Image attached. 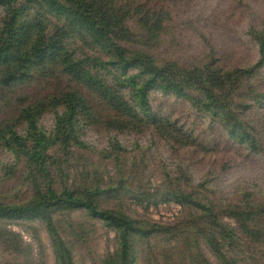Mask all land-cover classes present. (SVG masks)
Returning <instances> with one entry per match:
<instances>
[{"label":"rangeland","instance_id":"obj_1","mask_svg":"<svg viewBox=\"0 0 264 264\" xmlns=\"http://www.w3.org/2000/svg\"><path fill=\"white\" fill-rule=\"evenodd\" d=\"M106 1L123 19L118 35L127 57L149 55L167 74L201 77L213 70L217 82L182 89L162 76L149 82L144 66L117 67L93 34L50 9L48 0L0 5V29L14 15L28 53L59 48L41 60L24 56L26 67L19 58L0 62V203L31 204L45 187L24 152L6 142L12 132L28 142L22 110L30 108L51 155L47 182L81 196L91 191L99 209L134 221L132 264H222L217 252L237 264H264V241L223 214L264 205V62L257 66L264 0ZM73 64L95 80L107 75L116 94L107 103L67 73ZM12 71L14 80H3ZM142 87L151 112L172 126L171 137L143 118ZM69 98L77 103L76 114L70 126L67 119L58 126ZM241 125L244 140L238 139ZM179 193L197 197L200 205H180ZM215 220L233 236L224 238L222 228L211 233ZM48 222L73 264H118L116 227L84 209L63 207L0 217V264H57Z\"/></svg>","mask_w":264,"mask_h":264},{"label":"trees","instance_id":"obj_2","mask_svg":"<svg viewBox=\"0 0 264 264\" xmlns=\"http://www.w3.org/2000/svg\"><path fill=\"white\" fill-rule=\"evenodd\" d=\"M12 0H0V5L5 7L9 6ZM65 4H62L60 0H48V7L53 9L58 14L63 16H69L74 18L80 25H82L87 32L91 33L98 39L100 44L116 58L117 67L126 68L130 65L141 64L150 72L148 77L149 82H154L157 77L162 76L169 84L172 86L182 89L184 85L191 87L193 84L205 83H215L217 82L213 70L208 73L202 71L201 77H196L194 72L188 71L187 73H168L162 70L149 55L135 54L132 57H127V52L124 47L119 43L121 38L119 37V30L122 25V17H120L116 11L113 9L112 5L107 3L106 0H64ZM8 17V20L3 24L2 29H0V62L1 61H15L18 58L22 62V67H26L29 63V59L24 58V56L29 55V57H35L37 60H41L43 57L56 56L59 48L50 45L44 48L38 49L37 53L30 54L26 49L22 47V39H19V31L15 32V17ZM20 52L23 54L21 55ZM259 53L260 60L257 63L261 65L264 62V35L259 39ZM67 73L75 75L82 81L86 83V87L98 93L100 96L105 98L104 100L108 103L110 101V96H114L116 91L110 86L107 75L101 77V79L95 80L89 70L84 67H79L77 64L70 65L66 70ZM254 68L251 70H243V74H252ZM14 71L10 72L8 76H4L3 80H14L12 74ZM115 82L119 84L120 77L118 75H112ZM141 94L139 99L141 102V109L143 113V118L154 126V129L161 135L166 137H171L173 132L172 126L160 117L154 115L149 106L147 98L145 97L144 87L141 89ZM210 100V99H209ZM208 101L206 100L205 103ZM65 112L59 117L58 126L63 124L64 120L70 126L74 116L76 114L77 103L73 98H69L66 101ZM25 116L28 120V125L30 129V134L28 135V142L26 143L25 138H20L15 132H12L10 137L6 139L9 146L16 148L17 150L24 152L27 160L37 167V180H44L42 191H38L36 199L33 200L31 204L25 205H4L0 203V217L14 218V217H31L39 214L43 211H48L55 207L63 208H81L88 212V214L109 224H112L117 229V234L119 238V250L117 252L118 264H132L131 260V237L137 231L138 227L134 221H131L125 215H120L113 213L112 211L106 209H99L94 201L91 191H86L84 195H77L74 190L64 188L62 191L55 190L52 185L47 182L51 176L48 167L51 166V155L44 152V145L47 139L38 131L36 126V115L32 112L30 108H25ZM126 111V110H125ZM124 111V112H125ZM131 112V111H130ZM241 130L238 127V139L244 140L247 138V133L243 130L241 125ZM30 140V141H29ZM13 144V145H12ZM39 173V175H38ZM47 182V183H46ZM175 200L182 206L194 205L199 206L200 201H197L195 196H185L179 193ZM223 214L234 216L239 224L241 230L248 233L250 236L256 240L264 241V224L260 227L251 228L248 225L252 221L264 220V205H258L256 208L238 207V211H223ZM217 215L214 217L216 218ZM259 219V220H256ZM212 225L210 227L211 233L218 231L222 228L226 231L223 234L224 238L232 237L233 232L230 229H226L221 225L219 221H211ZM221 229V231H222ZM47 230L50 234L52 245L56 257L57 264H73L70 255L68 254L66 248L63 246L61 238L54 232V228L51 222L47 223ZM215 239L210 240V244L215 246ZM218 243V241H217ZM220 244V243H218ZM218 253V257L222 264H237V262L222 254Z\"/></svg>","mask_w":264,"mask_h":264}]
</instances>
